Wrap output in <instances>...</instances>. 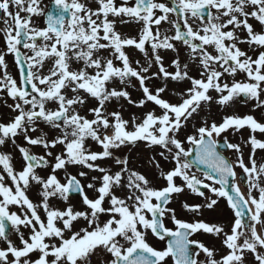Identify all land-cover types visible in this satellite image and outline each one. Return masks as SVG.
Segmentation results:
<instances>
[{
	"label": "snow or ice",
	"instance_id": "obj_1",
	"mask_svg": "<svg viewBox=\"0 0 264 264\" xmlns=\"http://www.w3.org/2000/svg\"><path fill=\"white\" fill-rule=\"evenodd\" d=\"M42 4L43 0H0L4 45L0 93L11 99V104L5 103L14 114L0 123V146L10 142L22 158L16 170L12 157L0 153V240L5 243L0 264H92L96 256L104 257L102 264H249V257L254 264H264V163L256 160L257 150L264 151V141L256 138V133L264 134V123L252 115L225 116L220 123L204 121L193 135L179 138L188 119L213 102L225 108L245 97L255 102L253 111L264 109V0ZM40 17L42 27L35 22ZM130 23L139 25L137 37L117 31V24ZM164 24L169 25L167 30ZM146 45L151 48L150 59ZM178 45L199 78L189 75V64L182 65L179 59L171 62L174 71L165 67L161 51L179 55ZM130 49L145 54L146 63L137 60L133 67ZM9 55L18 79L8 73ZM241 74L245 79L237 80ZM229 77L231 83L226 82ZM154 79H162L164 86L151 89L148 82ZM133 80L142 93L139 100L127 91ZM169 81L190 83L181 102L173 104L162 97ZM90 100L95 106L86 108ZM113 102L121 110L109 112ZM125 103L141 110L151 103L154 108L124 119ZM85 108L88 115H81ZM241 129L251 133L244 142L250 146L247 162L241 144L230 143L227 136L219 139L229 130ZM17 138L28 147L18 144ZM89 141L101 150L91 151ZM138 142L149 150L160 149L158 155L173 164L165 172L152 158L164 186L152 187L145 175L129 168L127 158L116 157L115 150L136 147ZM32 148L43 154H33ZM221 148L234 152L235 161L222 155ZM110 160L118 166L116 171L102 166ZM70 166L79 169L76 174L69 173ZM194 167L205 170L202 178ZM38 169H47L48 174L41 176ZM177 178L182 184H176ZM34 187L39 203L27 194ZM202 189L226 200L234 214L229 230L177 219L168 207L174 194L188 190L205 197ZM87 190L96 195L90 198ZM72 193L79 194L83 210L69 204ZM52 199L66 207H51ZM205 199L208 209L218 203ZM183 207L193 214L201 210L200 205ZM166 219L174 227H168ZM81 222L85 226L76 230ZM10 229L18 243L10 239ZM201 232L220 241L219 259L215 248L193 239ZM149 235L165 242V247H153ZM201 254L204 260L199 259Z\"/></svg>",
	"mask_w": 264,
	"mask_h": 264
},
{
	"label": "rangeland",
	"instance_id": "obj_2",
	"mask_svg": "<svg viewBox=\"0 0 264 264\" xmlns=\"http://www.w3.org/2000/svg\"><path fill=\"white\" fill-rule=\"evenodd\" d=\"M0 27H3V25L1 24ZM117 27H120L121 34L123 35L129 36V37H137L139 35V25L137 24H134V23L117 24ZM3 47H4L3 42L0 41V48H3ZM177 47L180 49L179 55H177V53H174V52L161 51V55L164 59L165 67L169 71H174V69L171 67V62L174 59H179L182 65L185 63L189 64V75L195 78H199L198 70L196 66L193 65L192 62L189 60L186 51L180 45H178ZM240 47L245 50L247 49L246 47H244V45H241ZM146 52L149 54V59H150L151 58V48L149 47V45L148 47H146ZM9 56L10 57L8 58L6 57V62L8 65V73L12 75L13 78L18 79V69L15 66L14 58L11 55ZM129 56L133 61V67H136L135 61L137 60H139L141 64L146 63L145 54L139 53L136 50H130ZM45 71H47V68ZM151 71H156V69L153 68ZM236 79L244 80L245 77L241 74V75H238ZM226 82L231 83L232 78L230 77L227 78ZM132 85L133 86H129L127 88V91H129L133 100H139L140 98H142V93H140V91L138 90V84L135 80H133ZM148 86L151 89L155 90L157 87L164 86V82L162 79H154L148 82ZM188 87H190V83L188 81H182V82L169 81L167 84V90L165 93L162 94V97L165 100H168L170 103H173V104L179 103L181 102V94ZM210 95H212L215 98L217 94L215 92H211ZM0 98H1L0 100V123H7L10 117L14 115L13 113H11L10 109L7 107V104H11L12 101L11 99H8L4 93H0ZM5 101H7V104L5 103ZM254 103H255L254 101H249L247 100V98L246 100H243L242 97H238L229 107L221 108L219 105L215 104L214 102L211 103L210 105L202 106L200 109H198L196 113L192 115V117L188 119V121L185 124V127L179 133V138L183 141L187 135H193L195 133V129L202 126L204 121H207L209 124L212 122L220 123L223 117L225 116L244 117L246 115H252L257 121L264 123V109H256L255 111H253ZM94 106H95V102L90 100L88 104L86 105V108H91ZM86 108L81 109V115H88ZM153 108L154 106L151 105V103H149V105L143 110L134 108L125 103L122 114H123L124 119H130L133 115L139 117L142 115L144 111L152 110ZM117 110H121V109H120V106L116 104L115 102H113V105L108 108L109 112L117 111ZM156 111H157V114H159V110L157 109ZM88 118L90 119L91 116H88ZM41 129L43 131L50 132V130L47 129L43 125H41ZM37 134L39 133H35L33 135H37ZM250 134L251 133L247 129H241L237 133H233L232 130H230L228 133L223 134L221 137L224 138L225 136H227V139L229 142L234 143V144H241L243 146L244 156H249L250 146L244 144V142L248 139ZM256 138L264 141V134L256 133ZM17 143L22 146L28 147L27 145L24 144V141L22 138H17ZM87 146L91 151L101 150L99 146L96 145L95 142H92V141H89ZM184 146L186 148L188 147L186 143ZM31 151L35 155L43 154V150L39 148H32ZM54 151L58 154L60 151V148H57ZM159 151L161 150L158 148L149 150L148 148L144 147V142H138V145L136 147L128 146L120 150H115V155L116 157L121 158V159L127 158L129 162L128 166L131 170H135L145 175L146 178L151 182L152 187L160 188L164 186L165 182L159 178L160 170L154 166L152 158L155 157V159L159 161L161 169H163L165 172L168 171L171 167H173V164L161 158L158 155ZM0 153L9 154L12 157V163L15 169L20 170L21 165H22V158L18 150H16V148L10 142L6 143V145L0 146ZM230 154L232 155L231 159L235 161L236 159L235 153L230 151ZM256 160L258 164H259V161L260 163H264V151L257 150ZM102 166H104L105 168L111 169L112 171H116L118 168L114 160H110L106 163H103ZM78 170H79L78 168L72 167V166H70L68 169L69 173L71 174H76ZM38 172L41 176H46L48 174L47 169H38ZM91 175H100V174L90 173V176ZM59 178L63 182V178H64L63 172L59 174ZM83 182L87 183L89 181L85 180ZM175 182L177 185L182 184V181H180L179 179ZM87 191H88V195L90 198L96 195L91 190H87ZM27 194L29 198L33 201V203H39L40 198L38 196V192L35 187L32 190H30ZM117 195H123V193L118 191ZM173 203L174 205L170 206V208L175 210L177 219H184V220L192 219L195 221V218H204L208 222L212 223V222H217L219 219L221 221V220H226L227 218H229V216H227L226 218L221 219V217L225 216L227 213L225 209L220 210L219 209L220 207L218 205H216L212 211L206 212V210L201 209L200 213L190 216V213L184 209L183 205L184 204L195 205V204H199L200 202L196 199H193V196L191 195V193L187 192L186 190L180 194H174ZM69 204H71L75 210H83L81 199H78V198L71 199L70 198ZM50 206L54 208H58V209H63L64 207H66L63 201H60L57 199H52L50 201ZM107 206L108 205L105 204V207ZM12 208H13L12 211H17L15 207H12ZM41 215L43 216L42 210H41ZM101 219L104 220V219H107V217H102ZM166 222L171 224L170 219H168V221ZM84 226L85 225L83 224V222H81V223L76 224L75 227H76V230H78L79 228L84 227ZM225 230L227 231L228 229H225ZM25 234L27 235V233ZM9 237L14 242L18 243V238L14 231L10 232ZM148 239H149V243L152 244L153 247L157 245L159 247L158 249L163 248L162 244L155 242V240L151 237V235H149ZM208 241L210 243L217 242L216 238L213 237L211 239V236H209ZM3 247H5V243L4 241L0 240V248H3ZM216 251H217V255L219 256L217 258L219 259L220 254H221V249L216 250ZM102 257L103 256H96V264H101L103 260ZM249 264H254V260L252 257H249Z\"/></svg>",
	"mask_w": 264,
	"mask_h": 264
},
{
	"label": "flooded vegetation",
	"instance_id": "obj_3",
	"mask_svg": "<svg viewBox=\"0 0 264 264\" xmlns=\"http://www.w3.org/2000/svg\"><path fill=\"white\" fill-rule=\"evenodd\" d=\"M88 2L89 3H92V0H88ZM162 2H164V0H162ZM48 3V0H43V4H42V6H44V5H46ZM49 4V3H48ZM47 4V5H48ZM43 18V17H42ZM36 22V21H35ZM251 22V21H250ZM36 24H37V26H43V22H42V19L40 20V22H36ZM169 28V25H167V24H164L163 25V29L164 30H167ZM117 31H120V27H117ZM257 31H260V29L259 28H257ZM244 47H246L247 48V46L246 45H244ZM247 50V49H246ZM251 54V53H250ZM45 70H46V68H45ZM190 216H193V214H191ZM227 216H229V218H227L226 220H221V221H223V222H221L220 221V219L217 221V222H212L211 223V225H221V226H224L225 227V229H228L229 230V228H230V225H231V223L233 222V219H234V214H226L225 216H223V217H221V219H224V218H226ZM204 219V218H203ZM203 219H200V218H195V221H205V222H207V223H209L207 220H203ZM194 220H192V219H188V220H186V222H195ZM27 233V232H26ZM209 236H211L210 234H205V233H198V234H196L194 237H193V239H195V240H199L200 242H202V243H204L206 246H208L209 248H215L216 250H219V249H221L222 248V245H221V243H220V241L218 240V239H216V243H210L209 241H208V238H209ZM213 238V236H211V239ZM211 241V240H210ZM203 256V254H201V256L199 257V259L200 260H204V257H202ZM217 257H219L218 255H217ZM102 262L104 261V257H102ZM102 262H101V264H102ZM92 264H96V257H93L92 258Z\"/></svg>",
	"mask_w": 264,
	"mask_h": 264
}]
</instances>
